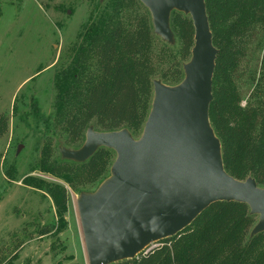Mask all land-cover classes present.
I'll use <instances>...</instances> for the list:
<instances>
[{
    "label": "rangeland",
    "instance_id": "1",
    "mask_svg": "<svg viewBox=\"0 0 264 264\" xmlns=\"http://www.w3.org/2000/svg\"><path fill=\"white\" fill-rule=\"evenodd\" d=\"M116 5L126 26L144 15L153 28L140 0H0V264H89L78 199L111 175L117 153L109 149L95 172L65 159L62 151L82 147L86 135L76 144L68 141L67 109L59 97L77 72L83 79L98 73L88 57L90 23L100 28ZM253 26L234 75L242 108L253 100L264 71V28ZM171 28L174 40L154 33L151 51L153 80L166 85L178 83L177 67L184 80L189 60L181 59L180 37ZM89 127L101 131L94 122ZM139 131L135 139L143 127ZM30 177L66 189L65 221L46 192L28 185Z\"/></svg>",
    "mask_w": 264,
    "mask_h": 264
},
{
    "label": "trees",
    "instance_id": "2",
    "mask_svg": "<svg viewBox=\"0 0 264 264\" xmlns=\"http://www.w3.org/2000/svg\"><path fill=\"white\" fill-rule=\"evenodd\" d=\"M118 8L107 21H101L100 28L90 23L93 36L88 57L98 73L83 79V71L77 72L64 90L68 92L59 97L67 109L66 133L71 143L80 142L92 122L101 131L128 128L134 135L149 116L156 75L151 58L154 29L144 15L132 27L126 26ZM206 10L213 44L219 50L209 112L221 140L223 162L234 178L253 177L264 186V71L253 100L244 108L234 77L255 30L253 24L264 28V0H206ZM171 23L180 37L181 59L188 60L195 36L191 16L174 11ZM176 73L179 84L182 69L177 67ZM168 78L167 73L162 76L165 81ZM108 151L102 147L80 166L97 171ZM26 181L46 192L59 220L65 221L66 189L41 179ZM256 217L246 203H214L182 232L159 241L137 258L113 264H264V232L251 236Z\"/></svg>",
    "mask_w": 264,
    "mask_h": 264
},
{
    "label": "water",
    "instance_id": "3",
    "mask_svg": "<svg viewBox=\"0 0 264 264\" xmlns=\"http://www.w3.org/2000/svg\"><path fill=\"white\" fill-rule=\"evenodd\" d=\"M151 12L154 33L174 40V11L191 16L194 46L183 81L153 82V100L139 139L128 128L95 131L85 143L64 149L65 159L85 163L102 147L117 158L111 175L78 199L89 264L137 258L156 242L182 232L210 205L246 203L259 216L251 236L264 232V186L236 179L223 162L221 140L211 124L210 105L218 48L213 44L206 0H140Z\"/></svg>",
    "mask_w": 264,
    "mask_h": 264
}]
</instances>
